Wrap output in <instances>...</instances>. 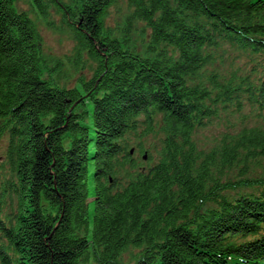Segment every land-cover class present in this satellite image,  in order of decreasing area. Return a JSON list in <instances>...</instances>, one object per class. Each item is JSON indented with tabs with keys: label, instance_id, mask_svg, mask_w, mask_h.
Segmentation results:
<instances>
[{
	"label": "trees",
	"instance_id": "16d2710c",
	"mask_svg": "<svg viewBox=\"0 0 264 264\" xmlns=\"http://www.w3.org/2000/svg\"><path fill=\"white\" fill-rule=\"evenodd\" d=\"M20 1L0 0V264H264V73L234 64L264 55V0H123L114 27L117 0ZM242 94L259 122L201 145Z\"/></svg>",
	"mask_w": 264,
	"mask_h": 264
},
{
	"label": "rangeland",
	"instance_id": "374dc122",
	"mask_svg": "<svg viewBox=\"0 0 264 264\" xmlns=\"http://www.w3.org/2000/svg\"><path fill=\"white\" fill-rule=\"evenodd\" d=\"M66 3H74L75 5L80 0H63ZM17 6L21 9H28L27 0H21ZM126 10V2L123 0H117L115 3L110 4L108 6V13L105 18V23L111 27L116 26L118 23L120 24L122 22V15L124 14ZM52 19L54 21V26L50 27L49 25L43 23L42 21L38 22V27L41 32L42 36V51L43 53L52 56V57H58L63 58L65 55H68L71 53V50L74 46V42L71 39V35L68 31V28L60 24V16L55 14L54 9L51 10ZM132 37L134 39L136 38V35L133 34ZM236 53V52H235ZM239 54V53H237ZM262 55V54H261ZM84 64L83 69H76L74 71L73 66L71 67L70 64H68L66 68V72L68 71L69 78L73 79V82H71L70 86L74 84V78L78 75H83L85 78L89 79L92 76V69L95 68L96 63L89 58H87L86 55H83ZM225 64L227 66H230V60L225 59ZM235 67H241L245 71L250 69V67L255 66L258 71L256 74H251V77L254 81L258 80V77H262L264 73V55L263 56H256L254 61H250L248 57L240 56L236 62L234 63ZM249 72V71H247ZM75 85V84H74ZM242 100V108L239 111H236L232 114H226V112L219 111L217 117H213L211 122L207 124L206 126L200 127L195 135V139L199 140L201 145H210L211 143L216 142L218 139H220V136L226 132V131H234V129H238L242 125H253L259 122V118L255 116L256 114V106L252 104L249 100L246 94L241 95ZM226 116V118H224ZM230 124H233L235 126H229ZM150 137H145L140 139L141 143L143 144V148L150 149L153 140L149 139ZM131 141H135L133 138ZM7 145V140L2 138L0 139V162L2 161L3 153ZM134 152V149H130V153L132 154ZM145 152L142 153V159L146 160ZM141 153L139 151L135 152V156L139 157ZM154 160H156V156L153 157ZM264 165V160L262 162V165L260 166H252L251 170L248 172V175H258L264 172V168L261 166ZM6 170H0V182L2 180V177L4 176ZM91 189V185H90ZM249 188L243 189V191L248 190ZM242 191V192H243ZM235 192V191H234ZM231 192V193H234ZM8 209L7 206H3L2 212H5ZM91 209V207H90ZM135 251V250H134ZM129 255V251L124 254L125 257Z\"/></svg>",
	"mask_w": 264,
	"mask_h": 264
},
{
	"label": "flooded vegetation",
	"instance_id": "af4514ba",
	"mask_svg": "<svg viewBox=\"0 0 264 264\" xmlns=\"http://www.w3.org/2000/svg\"><path fill=\"white\" fill-rule=\"evenodd\" d=\"M78 26V25H77Z\"/></svg>",
	"mask_w": 264,
	"mask_h": 264
}]
</instances>
